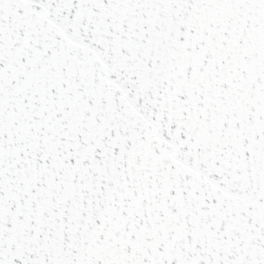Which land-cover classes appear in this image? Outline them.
Here are the masks:
<instances>
[{"label":"snow or ice","instance_id":"obj_1","mask_svg":"<svg viewBox=\"0 0 264 264\" xmlns=\"http://www.w3.org/2000/svg\"><path fill=\"white\" fill-rule=\"evenodd\" d=\"M0 264H264V0H0Z\"/></svg>","mask_w":264,"mask_h":264}]
</instances>
